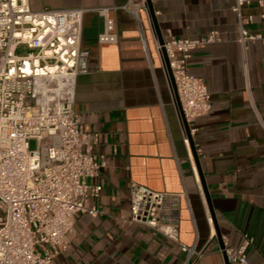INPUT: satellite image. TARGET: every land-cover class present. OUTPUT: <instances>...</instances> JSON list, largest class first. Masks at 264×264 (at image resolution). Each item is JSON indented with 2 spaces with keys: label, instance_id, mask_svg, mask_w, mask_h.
Returning a JSON list of instances; mask_svg holds the SVG:
<instances>
[{
  "label": "crops",
  "instance_id": "obj_1",
  "mask_svg": "<svg viewBox=\"0 0 264 264\" xmlns=\"http://www.w3.org/2000/svg\"><path fill=\"white\" fill-rule=\"evenodd\" d=\"M134 1L142 25L117 9L112 15L118 41L100 43L104 19L94 9L129 0H30L35 10L87 8L81 45L90 51L89 69L78 78L75 109L84 130L99 133L93 151L106 160L93 180L102 185L101 196L90 200L99 213L77 215L70 247L54 264H179L186 258L178 243L127 220L133 182L186 193L179 206L181 241L202 251L195 264H226L147 0ZM150 1L164 39L169 32L196 38L214 29L221 36L196 49L189 62L211 94V110L193 123L192 137L225 247L239 246L247 235L249 262L264 264V44L243 50L234 0ZM243 23L251 32H264V0H250Z\"/></svg>",
  "mask_w": 264,
  "mask_h": 264
},
{
  "label": "built area",
  "instance_id": "obj_2",
  "mask_svg": "<svg viewBox=\"0 0 264 264\" xmlns=\"http://www.w3.org/2000/svg\"><path fill=\"white\" fill-rule=\"evenodd\" d=\"M249 3L234 0L231 6L243 50L257 42L264 44V32L244 26L243 8ZM142 5L146 7V2ZM117 9L128 11L142 25L140 6L134 0L95 8L104 19L100 43L118 41L112 15ZM86 11L35 10L30 0H0V264H54L70 247L77 215L99 213L90 200L101 196L103 187L93 180L106 160L93 151L99 133L86 132L75 109L78 78L89 69L90 51L81 45ZM141 39L147 51L142 26ZM164 40L163 45L157 44L159 56L164 64V47L193 134V123L211 110V94L205 80L190 72L189 62L196 49L221 41V36L215 29L196 38L169 32ZM184 140L190 144L187 135ZM183 194L133 182L127 220L178 243L186 253L179 264H195L202 251L180 238ZM251 243L252 238L245 235L239 246L225 247L229 261L251 264L247 255Z\"/></svg>",
  "mask_w": 264,
  "mask_h": 264
},
{
  "label": "water",
  "instance_id": "obj_3",
  "mask_svg": "<svg viewBox=\"0 0 264 264\" xmlns=\"http://www.w3.org/2000/svg\"><path fill=\"white\" fill-rule=\"evenodd\" d=\"M147 5H148L149 10H150V14H151V18H152V22H153V25H154V29H155V32H156V35H157V38H158V42L161 45H163L165 40H164L162 31H161V28H160V26L158 24V20H157V18L155 16L154 6H153V4L151 3L150 0H147ZM162 52H163L165 68L167 70L171 86L173 88L175 103L177 105V109H178V112H179V117H180V120H181V122H182V124L184 126L185 133H186V135H187V137L189 139L190 147H191L193 156L195 158V161H196V164H197V168L199 170V174H200V177H201V182H202V185H203V191L205 193V196H206V199H207V202H208V205H209L213 220H214V222L216 224L217 236H218V238H219V240L221 242V246H222V249H223V252H224L226 264H232L229 261L228 256H227L226 251H225V244H224V242L222 240V234H221V232H220V230L218 228V225H217V220H216V217H215V213H214V210H213V206L211 204V198H210L209 192L207 190V187H206V184H205V180L203 178V174H202V171H201L199 155L197 153V149H196V146H195L194 141H193V137H192V134H191V127H190L189 123L187 122V120H186V118L184 116V113H183V110H182V105H181V102H180V99H179V95H178V92H177V87H176L173 71L171 69L169 58H168L167 52H166L164 47L162 48Z\"/></svg>",
  "mask_w": 264,
  "mask_h": 264
},
{
  "label": "rangeland",
  "instance_id": "obj_4",
  "mask_svg": "<svg viewBox=\"0 0 264 264\" xmlns=\"http://www.w3.org/2000/svg\"><path fill=\"white\" fill-rule=\"evenodd\" d=\"M30 145H31L32 148H34V147L36 146V145H35V141L32 140V141L30 142Z\"/></svg>",
  "mask_w": 264,
  "mask_h": 264
}]
</instances>
